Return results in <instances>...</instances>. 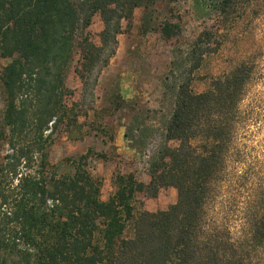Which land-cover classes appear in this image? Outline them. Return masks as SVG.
Wrapping results in <instances>:
<instances>
[{"label":"trees","instance_id":"obj_1","mask_svg":"<svg viewBox=\"0 0 264 264\" xmlns=\"http://www.w3.org/2000/svg\"><path fill=\"white\" fill-rule=\"evenodd\" d=\"M208 1L213 21L193 43L192 68L218 49L219 31L243 2ZM154 2L0 0V58L8 59L0 67V139L5 132L8 145L0 160V264H264V70L254 56L202 92L188 80L176 85L147 183L116 172L102 200L83 156L48 161L54 135L77 125L66 85L75 49L74 73L85 84L95 63L108 64L121 21ZM96 13L100 45L77 38ZM178 29L165 22L161 32L171 38ZM132 129L124 136L138 148ZM163 187L175 188V203L134 214L137 193L155 197Z\"/></svg>","mask_w":264,"mask_h":264},{"label":"rangeland","instance_id":"obj_2","mask_svg":"<svg viewBox=\"0 0 264 264\" xmlns=\"http://www.w3.org/2000/svg\"><path fill=\"white\" fill-rule=\"evenodd\" d=\"M242 1L241 9L219 31L218 49L203 56L196 68H192L193 43L206 24L213 21L206 8L208 0H155L146 7L135 8L128 21H121L108 64L101 66L102 58L95 63L85 84L74 73L81 62L80 50L76 48L66 85L73 92L69 101L77 103V125L54 135L48 148L50 164L83 156L82 166L101 182L102 200L113 193L116 172L133 173L147 183L148 161L161 143L159 121L170 111L177 84L188 80L194 92H202L212 78L253 56L257 67L264 70V0ZM165 22L179 26L171 38L161 32ZM102 29L101 17L96 13L77 38L87 34L91 42L100 45ZM195 49L197 57L201 47L197 45ZM7 62L8 59L0 58V67ZM2 97L0 90V114ZM128 124L133 128L130 133L138 148L132 147L124 136ZM7 150L4 132L0 160ZM176 199L173 187L161 188L155 197L137 193L132 202L134 214L166 209Z\"/></svg>","mask_w":264,"mask_h":264}]
</instances>
